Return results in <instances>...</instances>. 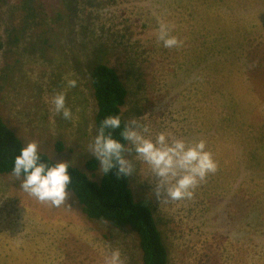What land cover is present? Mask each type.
I'll list each match as a JSON object with an SVG mask.
<instances>
[{
  "label": "rangeland",
  "instance_id": "rangeland-1",
  "mask_svg": "<svg viewBox=\"0 0 264 264\" xmlns=\"http://www.w3.org/2000/svg\"><path fill=\"white\" fill-rule=\"evenodd\" d=\"M73 4L0 0V114L24 144L84 168L97 132L89 71L108 63L128 89L126 122L203 139L218 162L191 200L174 201L155 198L147 165L133 161L131 190L150 202L168 264H264V0ZM160 23L178 47L157 39ZM45 24L56 31L41 34ZM60 92L71 119L55 112ZM73 200L53 207L0 175V264H104L113 249L141 264L135 233L87 219Z\"/></svg>",
  "mask_w": 264,
  "mask_h": 264
},
{
  "label": "clouds",
  "instance_id": "clouds-1",
  "mask_svg": "<svg viewBox=\"0 0 264 264\" xmlns=\"http://www.w3.org/2000/svg\"><path fill=\"white\" fill-rule=\"evenodd\" d=\"M170 31L169 25L160 23L157 39L165 48L178 47L181 41ZM66 85L76 87L77 81L68 79ZM53 104L56 113L65 120L71 119L64 92L53 97ZM117 129L119 138L113 135ZM89 151L102 173H114L117 178L132 175L133 161H142L149 169L153 196L157 199L166 195L174 201L191 200L195 189L218 169V162L203 139L189 142L171 132L152 136L148 123L138 119L123 123L118 113L100 121ZM11 172L20 180L21 189L36 200L53 207L65 202L71 183L69 165L63 160L41 159L37 142L30 141L20 147L19 154L13 158ZM104 264H124L120 250L113 249Z\"/></svg>",
  "mask_w": 264,
  "mask_h": 264
},
{
  "label": "trees",
  "instance_id": "trees-1",
  "mask_svg": "<svg viewBox=\"0 0 264 264\" xmlns=\"http://www.w3.org/2000/svg\"><path fill=\"white\" fill-rule=\"evenodd\" d=\"M73 1L68 0L66 12L71 13L76 9ZM29 15L33 16L34 13L31 12ZM67 22L72 23L73 18L70 17ZM45 27H39L41 34H52L56 31L51 25ZM59 35L61 38L60 31ZM89 76L97 106L94 118L96 128L105 116L117 113L121 116L122 122L127 123L123 117L122 107L126 105L128 89L117 69L104 61H96L90 68ZM113 135L119 138V129L114 130ZM23 144L22 139L0 114L1 176L11 179L13 158L19 154ZM58 148L62 146L59 145ZM39 151L43 160L50 162L58 160L45 151ZM66 162L71 175L67 192L72 194L73 205L77 210L89 220L107 222L115 229H127L135 233L142 254L141 264H168L169 251L151 204L147 199L135 197L130 187L129 176L117 178L114 173H102L98 161L93 156L84 161V168ZM13 184L18 186L17 181Z\"/></svg>",
  "mask_w": 264,
  "mask_h": 264
},
{
  "label": "bare ground",
  "instance_id": "bare-ground-1",
  "mask_svg": "<svg viewBox=\"0 0 264 264\" xmlns=\"http://www.w3.org/2000/svg\"><path fill=\"white\" fill-rule=\"evenodd\" d=\"M132 60V59H131Z\"/></svg>",
  "mask_w": 264,
  "mask_h": 264
}]
</instances>
